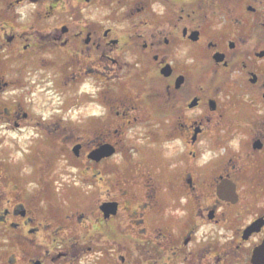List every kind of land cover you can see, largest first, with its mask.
<instances>
[{
  "label": "flooded vegetation",
  "instance_id": "af4514ba",
  "mask_svg": "<svg viewBox=\"0 0 264 264\" xmlns=\"http://www.w3.org/2000/svg\"><path fill=\"white\" fill-rule=\"evenodd\" d=\"M33 125L65 144L69 179L115 192L78 216L71 246L43 242L26 204L33 182L52 196L55 170L6 162L8 139ZM0 238L12 264H264V0H0Z\"/></svg>",
  "mask_w": 264,
  "mask_h": 264
},
{
  "label": "rangeland",
  "instance_id": "374dc122",
  "mask_svg": "<svg viewBox=\"0 0 264 264\" xmlns=\"http://www.w3.org/2000/svg\"><path fill=\"white\" fill-rule=\"evenodd\" d=\"M87 110L88 113L92 114L90 109ZM79 112L80 110H70V114L75 113V116H78ZM102 126L110 127L109 124H102ZM112 126L113 128L118 127L114 121ZM149 127L150 130L153 129L152 132L161 134L159 126L151 124ZM35 128L36 126L33 125L24 129L23 136L19 139H8L6 142L8 148L6 162L9 166L13 164V167H16L15 164H21L23 176H30L33 174L34 166L32 165H42L43 169L49 168L55 170L53 175L56 181L54 182V187L52 189V196L50 195L51 197L49 198L42 196L41 192H46V190L33 182L25 189V193H28L26 204L30 209L36 211L40 215L41 221L44 222V227L49 229V231H46L45 234H39H43L42 236L44 237H41L43 242L52 244L53 239H62L63 237H68L71 246L78 241L77 233L80 227L78 216L85 213L87 216L95 218L96 216H94V212L98 211V206L101 200L108 196H115V192L111 191V195H109V190L105 188L97 187L96 190L94 186H89L88 184L84 185L81 181H79L78 178L69 179L68 175H76L78 174V170L74 167L76 163L70 158L72 156H67L65 144H62L61 141L47 143L41 138L39 134H36L37 130ZM98 131L99 128L96 124H90V126H87V138H93L94 134H96ZM141 132L142 128H137L136 126H131L126 130V142H124V145L129 151L130 165L135 163L137 158L136 149H139L137 144L141 142L136 140V138L139 136L133 134ZM150 142V140L147 141L148 144H150ZM174 146L175 142H167L164 144L161 143L158 147L157 145L153 146L151 148V153L158 154L160 150L167 152L170 151ZM50 159L51 162L45 166L47 164L46 161H50ZM78 187H81L88 195H90L92 192H95L94 200H90L85 204H81L78 201V198L71 196L77 194V191H79ZM79 192L82 193V191ZM41 199H44L45 201H41ZM46 199H50V201H46ZM46 216L47 218H45ZM93 235L88 237V241L94 239ZM137 242L138 241H135L133 246L135 257L138 255L135 248ZM3 243L6 244V242L0 238V264H12V261L18 257V254H14L13 250L7 246H4ZM105 243L110 244L108 239L105 240ZM55 251H57L56 245ZM96 257L97 255H94V253L89 255L87 257V263L90 262L89 264H96L98 262V259L95 261ZM140 260L142 261V258H140ZM75 264H79V260H75Z\"/></svg>",
  "mask_w": 264,
  "mask_h": 264
},
{
  "label": "clouds",
  "instance_id": "9594fccd",
  "mask_svg": "<svg viewBox=\"0 0 264 264\" xmlns=\"http://www.w3.org/2000/svg\"><path fill=\"white\" fill-rule=\"evenodd\" d=\"M41 91H42V89H41ZM80 91H81V92H89V91H90V92H93V93L95 92V90L92 89V88L90 87V85L87 84V83H85V84L82 86V88L80 89ZM34 95H35V94H34ZM35 111H36L37 113L41 114V115L43 116L44 119H47V118L50 116V114H51V113H49V112H47V111H45V112H40V109H35ZM90 111L92 112V114L99 115V114H101V112H102L103 110H102L99 106H95V107L91 108ZM71 115H72V118H73V119L76 118V116H75L74 113L71 114ZM231 143H232V146H233V147H237V146H238L237 141H232Z\"/></svg>",
  "mask_w": 264,
  "mask_h": 264
},
{
  "label": "water",
  "instance_id": "95a60500",
  "mask_svg": "<svg viewBox=\"0 0 264 264\" xmlns=\"http://www.w3.org/2000/svg\"><path fill=\"white\" fill-rule=\"evenodd\" d=\"M79 149V147L75 148V151L77 152V150ZM108 147H105L103 150L101 151H96L92 154V159H99L100 157H102L103 155H110L113 154V150L109 151ZM112 204H105L102 208L106 211L107 215H109V213H116V210L114 207H112ZM115 206V205H114Z\"/></svg>",
  "mask_w": 264,
  "mask_h": 264
}]
</instances>
